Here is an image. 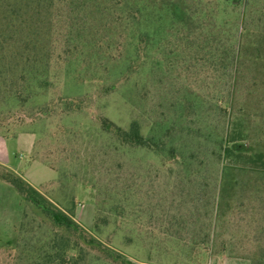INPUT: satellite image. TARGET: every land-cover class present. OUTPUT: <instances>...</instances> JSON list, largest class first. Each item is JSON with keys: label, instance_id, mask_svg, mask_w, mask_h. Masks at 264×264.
<instances>
[{"label": "rangeland", "instance_id": "374dc122", "mask_svg": "<svg viewBox=\"0 0 264 264\" xmlns=\"http://www.w3.org/2000/svg\"><path fill=\"white\" fill-rule=\"evenodd\" d=\"M236 3L224 6L216 16L218 41L211 44L225 52L223 59L212 62L206 58V26L190 23L184 29L187 37L177 32L162 34L158 44L149 45L136 57L124 47L130 33L127 27L102 25L99 13L91 7L88 12H73L77 24L70 31L66 25L72 14H66L67 8H57L41 31L48 72L39 88L27 74L22 76L14 46L20 36L5 34L6 27L0 23V133L10 162L20 165L35 187L45 185L46 194L69 208L82 227L133 260L195 264L189 262L191 250L206 234L210 248L206 258L215 256L219 234L232 239L235 251L242 252L238 249L244 245L254 252L264 251V180L257 184L260 177L254 172L241 177L242 189L234 198L241 203L239 210L217 219L216 173L221 165L208 157L213 144L206 141L208 127L217 134L235 119L247 126L244 142L249 152H264V0ZM81 14L86 15L85 23ZM107 34L116 47L104 50L92 45ZM66 44H74L75 51L65 54ZM20 89L36 96L20 105L13 93ZM64 97L77 99L78 105L63 108ZM184 100L189 104L183 108ZM220 102L226 111L218 110ZM51 103L49 115L34 114ZM101 117L123 128L135 119L143 134L153 131L156 135L172 122L170 135L178 159L163 165L152 152L119 145L99 133ZM58 127L72 132L73 139L52 137ZM19 131L34 133L36 161L27 162L26 146L7 135ZM69 143L73 149L68 154L78 155L76 167L71 166L76 174L73 182L62 180L63 187L57 188L60 185L52 182L59 176L45 157ZM190 153L193 156L188 160ZM252 189L256 195L250 194ZM71 195L72 203L66 201ZM24 208L30 210L17 190L0 180V253L14 245ZM135 216L140 218L134 220ZM146 225L166 230L172 237L158 235L156 246L155 237L145 236ZM201 264H206L205 258Z\"/></svg>", "mask_w": 264, "mask_h": 264}, {"label": "trees", "instance_id": "16d2710c", "mask_svg": "<svg viewBox=\"0 0 264 264\" xmlns=\"http://www.w3.org/2000/svg\"><path fill=\"white\" fill-rule=\"evenodd\" d=\"M237 1L0 0V23H3L6 27L5 34L11 32L12 34L14 33L15 37L20 36L14 46L16 47V54L21 60L20 70L22 71V76L27 74L36 88H39L46 81L45 75L48 72L45 66L47 53L42 51L44 46L41 40V31L46 26V21L50 20L51 13L56 11L57 8H67L66 14H69V12L72 14L70 19L68 18L66 25L70 31L77 24L73 12H88L91 7H94L99 13L102 25L108 23L127 27L130 33L126 37L127 40L124 47L127 46V49L130 48V51L135 52L136 57H141L142 51L144 52L149 45L158 44L160 39H162V34L171 35L177 32L182 33L181 36L187 37L184 29L190 23H194L195 27L206 26V58H209L212 62L216 59H223V53L225 52V49L219 51L220 47H214L211 44L215 39L218 41L216 38L218 34L216 16L223 11L226 5L237 6ZM85 16L84 14L82 15V23H85ZM244 30L243 28L241 32ZM70 31L67 37L68 41L71 40L72 33ZM66 45L69 50L67 49L65 54L75 51L76 46L74 44ZM92 45L104 47V50L107 47L117 46L116 41L110 34L98 37ZM170 53H172V49L168 50V54ZM30 92V90H27L24 93L21 89L14 91V98L22 105L32 96H36L34 93L30 94ZM62 101L63 105H65L63 108L68 110L70 106L78 105V100L75 98L64 97ZM186 102L184 100L183 108L189 104ZM52 104L44 105L43 109L37 110L38 113L34 114L49 115L48 113L53 110ZM217 107L220 112L226 111L227 108L223 102L217 103ZM172 127L173 123L171 122L165 125L162 128V132L157 135L153 131L152 133L143 134L138 121L135 119H132L126 128L115 124L106 117L98 119L99 133L109 136L116 140L119 145L129 149L152 152L159 156L163 165H168L178 159L176 146L170 135ZM208 128L206 129V141L213 144L208 157L215 159L221 165L220 172L216 173L219 189L215 210L216 218L221 219L225 213H236L240 208L241 203L234 198H236L239 190L242 189L241 177L243 178L245 177L244 175L254 172L259 174L258 178L260 177L256 179V182L258 181L257 184L260 183V179L264 180V152H249L248 145L244 142L248 137L247 126L236 123L235 119L231 120L228 126L217 134L213 129ZM55 132L56 134H52V137L58 135L59 137L64 136L67 141L73 139L70 138L72 132L69 133L63 127H58ZM72 149L71 144L67 147L63 145L59 148L58 146L52 152L53 154L48 151L45 157L49 168L59 176L57 180L52 182L60 185L57 188L63 187L60 184L62 180L73 182L75 177L76 170L71 169V166L76 167L78 155L68 154ZM35 152L37 151L33 148L32 159H35ZM192 156L193 153H190L188 160H191ZM59 161H61L62 165H60ZM0 179L11 184L21 195L25 205L30 207L31 210L26 208L22 210V218L17 226V239L14 245H8L1 250L0 264H145L149 262L142 259L133 260L123 252L111 247L106 243L107 241L104 242L90 233L74 220L69 208L60 206L46 194L45 185L37 188L21 175L2 164H0ZM256 193V189L250 191L251 195H256ZM66 201H71L72 203L74 201L73 196L68 197ZM116 216L120 222L123 221L120 214ZM138 218L140 217H133L134 220ZM94 229L97 231L95 227ZM150 234V237H155L156 246H158V242H156L158 235L159 238L160 236L172 237L166 230L160 231V228H158L155 231L146 225L145 236ZM217 236L219 241L215 244L214 255L245 259L249 264H264V251H256L260 255L255 257L256 252L253 249H247L246 245H244V247L241 246L238 249L244 253L238 252L235 251L237 246L232 243L231 238L222 237L221 234ZM206 237H209V234H206L201 242L194 245L191 250L193 260L190 261L189 259V262L201 264L202 259L210 252ZM247 238L248 236H246L244 243L247 242ZM127 240L129 242L130 238H127ZM165 249L167 250L168 248L165 247Z\"/></svg>", "mask_w": 264, "mask_h": 264}, {"label": "crops", "instance_id": "0c3cea01", "mask_svg": "<svg viewBox=\"0 0 264 264\" xmlns=\"http://www.w3.org/2000/svg\"><path fill=\"white\" fill-rule=\"evenodd\" d=\"M9 133V132H8ZM8 136H13L15 139L16 143H21L26 146L27 148V153H28V158L27 162L30 161H36L35 159L31 158V154L34 148V140H35V135L31 131H19L15 132L13 134H7ZM5 139L0 133V164L10 168L17 174L21 175L26 181H28L30 184L31 182L28 180V178L25 176L21 170H19L20 165L16 166L12 164L10 156H9V150L7 149L5 145ZM1 180V179H0ZM3 181V180H2ZM34 186V185H33ZM206 259V264H249L248 261L244 259H237V258H231L227 257L225 255H215L213 257H204ZM247 263H246V262Z\"/></svg>", "mask_w": 264, "mask_h": 264}]
</instances>
